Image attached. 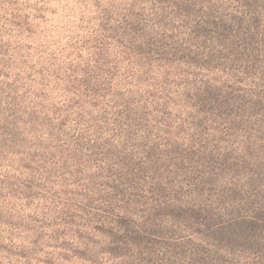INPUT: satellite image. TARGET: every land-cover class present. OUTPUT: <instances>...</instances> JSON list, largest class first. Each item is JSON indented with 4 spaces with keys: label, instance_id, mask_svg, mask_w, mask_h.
Segmentation results:
<instances>
[{
    "label": "rangeland",
    "instance_id": "374dc122",
    "mask_svg": "<svg viewBox=\"0 0 264 264\" xmlns=\"http://www.w3.org/2000/svg\"><path fill=\"white\" fill-rule=\"evenodd\" d=\"M0 264H264V0H0Z\"/></svg>",
    "mask_w": 264,
    "mask_h": 264
}]
</instances>
